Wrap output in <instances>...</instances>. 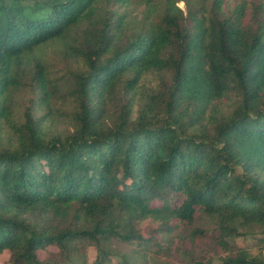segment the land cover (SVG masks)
<instances>
[{"label": "trees", "instance_id": "16d2710c", "mask_svg": "<svg viewBox=\"0 0 264 264\" xmlns=\"http://www.w3.org/2000/svg\"><path fill=\"white\" fill-rule=\"evenodd\" d=\"M181 236L216 255L189 264H264V0H0V254Z\"/></svg>", "mask_w": 264, "mask_h": 264}, {"label": "rangeland", "instance_id": "374dc122", "mask_svg": "<svg viewBox=\"0 0 264 264\" xmlns=\"http://www.w3.org/2000/svg\"><path fill=\"white\" fill-rule=\"evenodd\" d=\"M177 5L184 10L183 2H179ZM115 8L118 12L125 13L127 18L132 20H140L146 11L144 6L137 2H133L127 6L115 5ZM56 51V45L48 46L45 49L46 55L49 58L57 57ZM199 226L210 228L212 227V221L209 218L202 217L199 221ZM237 227L239 236L234 239V246L244 249L252 255H258L262 245L258 244L257 238H260V235L257 227H244L242 225H238ZM173 241L170 245L163 243L160 250L141 249L135 245H124L120 243H113L112 250L116 255L121 254L127 256L130 264H189L191 258L216 257L212 249L206 247V244L202 240L190 242L187 238L181 236L174 238ZM49 250L54 251V248H50ZM82 254L81 264H92L95 256L94 249L88 247ZM45 256V252H39L40 258H44ZM0 264H12L11 255L8 251L0 254ZM111 264H118L117 256H112Z\"/></svg>", "mask_w": 264, "mask_h": 264}]
</instances>
